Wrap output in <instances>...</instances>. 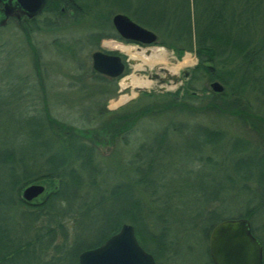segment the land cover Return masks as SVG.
Here are the masks:
<instances>
[{
    "label": "trees",
    "instance_id": "trees-1",
    "mask_svg": "<svg viewBox=\"0 0 264 264\" xmlns=\"http://www.w3.org/2000/svg\"><path fill=\"white\" fill-rule=\"evenodd\" d=\"M111 1L114 4L117 2ZM120 9L133 15L141 26L155 32L157 45L173 49L177 54L184 51L194 53L196 63L183 84V91L180 95L178 90L157 94L165 100L154 104L146 102L137 107L133 105L125 111L106 110L101 104L94 115L97 124L80 128L52 116L43 98L39 113L30 114L35 130L29 131L27 119L21 120V128L18 130L16 127L15 132L18 142L14 143L11 137V141L6 137L10 131L3 129L0 133V264L16 257H22L26 262L31 260L29 263L33 264H78L80 251L101 244L123 222L134 227L139 245L151 254L154 264H157L168 246L164 235L170 226L167 222L153 232L147 225L150 211H146L140 198V186L155 189L151 182H158L159 178L150 174L153 165L140 161L142 152L139 145L127 162V179L117 178L110 183V170L103 163L97 145L104 140L113 144L119 137L123 139L135 122L148 114L169 111L191 114L208 106L240 118L257 133L264 130V116L253 109L247 95L250 93L257 101L263 98L258 86L259 81L264 79V0H141L140 6L132 11L124 7ZM107 11L99 8L93 14V26L98 31L84 37L87 43L97 46L99 40L105 37L122 40L115 31L101 32L104 27L113 29ZM70 13L72 17L80 16L84 8L77 0H45L40 14L30 19L25 16L15 19L29 48L41 94L43 75L31 34L40 29L55 30L63 26ZM44 14L50 17L42 18L40 25L38 16ZM9 20L11 18L7 23ZM82 64L83 60L77 62L78 66ZM91 72L100 80H107L93 69ZM201 77L219 81L222 91L213 92L203 87L198 92L193 91L192 82ZM206 91L207 96L219 99V103L212 100L203 103L201 100ZM139 93L142 97L151 96L150 91ZM198 101L200 104L196 105ZM26 111L29 114L27 108ZM82 113L84 119L90 120L87 108H82ZM16 114V121L24 116L21 112ZM105 114L107 118L103 116ZM194 128H199L195 149L221 138V133L215 129ZM167 133L168 130H162L159 138ZM29 139L36 143L30 145ZM230 143L233 152L244 151L233 160L235 164L237 161L244 163L245 169L236 180L227 179L229 187L231 189L236 184L241 194L251 192L247 198L243 194L241 200L246 206L236 217L249 220L251 233L261 242L264 264V219L260 227H256L251 213L263 212L264 151L250 148V142L242 138L235 137ZM144 146H141V151ZM249 168L256 170L254 175L248 172ZM238 169V166L234 167V170ZM44 178L54 179L57 184L41 201L32 203L20 198L19 192L23 187ZM249 182H253V186H249ZM227 187V183L223 187L216 183L212 189L205 191V186L197 185L196 192L200 193L198 201L202 204L192 211L189 220L190 227L200 232L205 243L212 227L227 219L217 213L220 205L206 207L216 201L221 204L223 199L219 190ZM159 207L161 210L156 215L165 220L168 206L163 204ZM196 217L200 220L194 226ZM258 229L263 231L262 235L256 232ZM206 253L208 256L207 248ZM208 261L212 264L209 256Z\"/></svg>",
    "mask_w": 264,
    "mask_h": 264
},
{
    "label": "rangeland",
    "instance_id": "rangeland-1",
    "mask_svg": "<svg viewBox=\"0 0 264 264\" xmlns=\"http://www.w3.org/2000/svg\"><path fill=\"white\" fill-rule=\"evenodd\" d=\"M140 1L117 0L114 4L111 0H77L84 8L83 14L74 17L71 13L68 14V18L65 19L66 23L55 30L40 29L33 31L31 41L39 53L40 69L43 75V94L37 87L31 54L20 30V24L16 21L21 18L16 20L11 18L0 29V133L3 129L10 131L6 137L9 140L11 137L14 143L18 142L15 133L16 127L19 130L21 128L19 126L22 124L21 120L24 119L28 121L27 128L29 131L35 130L36 128L33 127L34 120H32L30 114L39 113L41 99L43 98L52 116L80 128L97 124L94 115L101 104L106 110L125 111L134 107L133 105L137 107L142 103L150 102L154 104L165 100L157 94L178 90L180 95L183 91V84L187 79L181 76V70H190L196 63V57L193 52L184 51L177 54L173 49L165 48L157 45V43L151 48H163L166 52L165 61L155 62L150 66L143 65L141 68H135V65H133L125 70L129 76L138 72L139 75L136 77L141 81H148L147 90L152 93H150L151 96H140L136 88L132 89L128 86L122 88L120 79H112V82H108V78L107 80H100L96 75H92L90 58L92 51L96 49L104 51L118 49L122 51L116 47H106L104 44L106 41H115L121 44L122 42L116 38H101L97 46L85 41L84 37L88 33L98 31L93 26V21H95L92 18L93 14L99 8L101 11L109 10L106 14L110 19L116 12L123 13L120 7L132 11L134 7L140 6ZM128 2L131 5H128ZM127 16L138 23L133 15L127 14ZM44 17L50 16L48 14L38 16L40 25ZM138 24L140 25V23ZM101 32L113 33L114 30L104 27ZM74 51L75 55L73 54ZM186 54H188L190 63L181 64ZM143 55L146 56L144 51ZM80 60H83V64L78 66L77 62ZM160 66L169 70L175 66L176 70L174 72L180 77V80L175 84L171 82L169 85L162 84L166 87L163 92L158 91L160 84L146 79L147 74L155 72L162 74L158 70ZM211 81L213 80L203 77L198 78L192 82V90L198 92L202 87L209 90L208 84ZM258 88L259 92H263L264 98V79L259 81ZM132 91L135 92L133 97L116 107L112 106L113 101L118 100L120 95L131 96ZM207 93V91L203 93L201 100L203 103H207L208 100L219 103V99L215 97L212 99L210 95L207 96ZM247 95H249L248 101L251 102L253 109L264 116V99L257 101L252 98L253 96L250 93ZM18 96L21 97L18 98ZM92 104H95V107H92ZM198 104H200L199 101L196 105ZM25 107L28 109L29 114ZM84 107L88 110L90 120L84 119L85 116L82 113V108L83 110L86 109ZM18 112L23 113L24 116L16 121L15 117ZM103 116L107 118L106 114ZM194 126L215 129L221 133V138L206 143L203 147L199 145L200 148L195 149V146H198L195 137L199 128H194ZM164 129L168 130V133L159 138L160 132ZM235 137L250 142V148L255 147L260 152L264 151V130L257 133L240 118L231 114L220 113L208 106L206 109L196 110L191 114L174 113L173 111L148 114L137 120L123 139L119 137L113 144H108L104 140L103 143L97 145L103 163L110 170L108 177L110 183L117 178L127 179L129 174L127 162L138 150L139 145L140 153L142 152L140 161L151 162L153 165L150 174L159 178L158 182L157 180L151 182L155 189L140 186V198L146 207V211H150L147 214V225L152 228L153 232H157L167 222L170 226L168 232L164 235L168 246L162 252L157 264H209V255L207 256L206 253L208 240L205 243L200 232L193 229L192 226L190 227L191 221L189 220V215H193L192 211L199 204H202L198 201L200 193L196 192L198 184L205 186V191H208L212 189L213 184L220 183L223 187L227 183V188L219 190V195L223 199L222 203L216 201L206 207L208 209L215 206V204L220 205L217 213L222 218H234L242 210L244 211L246 204L241 198L244 195L246 198L249 197L251 192L241 194L236 184L230 189L227 180L228 178L236 180L238 174L245 169L244 163H238L237 161V164H235L236 161L233 160L236 156L244 153V151L233 152L230 149V142ZM29 142L30 145L36 143L33 139L31 141L29 139ZM143 144L145 146L141 151ZM237 166L239 167L238 171L234 170V167ZM259 168L261 169V165ZM262 170L264 173V165ZM255 171L254 168H249L248 172L254 175ZM33 183L43 186L42 193L30 200L32 203H37L56 186L57 181L44 178ZM253 184V182H249V186H253ZM253 201L254 199H252ZM163 204L168 206L167 217L165 216L167 221L156 215L161 210L159 206ZM251 213L254 226L260 227L261 220L264 219V207L263 212L258 210ZM198 217L194 219L196 221L194 226L201 219L200 217L198 219ZM256 232L259 235L263 233L261 229ZM169 243L171 244L169 245ZM30 261L26 262L24 258L16 257L4 264H33L29 263Z\"/></svg>",
    "mask_w": 264,
    "mask_h": 264
},
{
    "label": "water",
    "instance_id": "water-1",
    "mask_svg": "<svg viewBox=\"0 0 264 264\" xmlns=\"http://www.w3.org/2000/svg\"><path fill=\"white\" fill-rule=\"evenodd\" d=\"M45 0H0V27L5 26L9 18L20 19L25 16L30 19L41 13ZM115 32L123 40L133 44H127L135 50L150 53L154 47L157 36L152 30L145 28L131 20L126 14L114 13L110 18ZM125 56L124 62L117 54H108L100 49L91 52V68L110 78L119 77L122 81L129 74H123L124 64L133 66L138 60L129 57L125 52L118 49ZM162 74H147V80H154L160 84L159 92L166 90L162 84H175L180 77L170 72L165 67H158ZM187 70L183 75L186 77ZM136 76L139 73H135ZM209 89L213 92H221L223 86L216 80L211 81ZM126 87V86H125ZM124 88V87H123ZM136 91H148L146 87H134ZM43 191L40 184L31 183L26 185L20 194L22 200L28 202ZM207 250L212 264H262L261 242L251 233L250 223L246 217L227 218L216 223L208 236ZM78 264H154L149 252L144 250L138 243L134 234V227L130 223H121L118 230L107 237L101 244L84 249L77 255Z\"/></svg>",
    "mask_w": 264,
    "mask_h": 264
},
{
    "label": "bare ground",
    "instance_id": "bare-ground-1",
    "mask_svg": "<svg viewBox=\"0 0 264 264\" xmlns=\"http://www.w3.org/2000/svg\"><path fill=\"white\" fill-rule=\"evenodd\" d=\"M104 44L106 47L119 48L122 50V52H125L129 57L138 59V62L134 64L135 68H141L143 65H149L150 66L155 62H159V61L163 62L166 59L165 58L166 52L161 47L151 48V52L148 55L144 56L142 50L137 51L134 48H131L130 46H125V45H122V44L115 42V41H110V42L106 41V42H104ZM189 63H190V60L188 59V54H186L185 57L183 58V63H181V64H189ZM175 70H176V67L174 66L172 69L170 68L169 71L174 73ZM148 84H149L148 81H146V80L141 81L134 74L126 77L125 81L122 80V82H121L122 88L125 86H128L132 89L134 87H146L147 88ZM134 95H135L134 91H132L131 96L120 95L118 100L113 101L112 106L116 107L117 105L124 103L126 100L133 97Z\"/></svg>",
    "mask_w": 264,
    "mask_h": 264
},
{
    "label": "flooded vegetation",
    "instance_id": "flooded-vegetation-1",
    "mask_svg": "<svg viewBox=\"0 0 264 264\" xmlns=\"http://www.w3.org/2000/svg\"><path fill=\"white\" fill-rule=\"evenodd\" d=\"M121 42H123V41H121ZM123 43H125V44H133L134 45V43H126V42H123ZM104 51V50H103ZM105 53H108V54H117V55H119V57H120V60L122 61V62H124V56L121 54V53H119V52H116V51H104ZM128 68V66L126 65V64H124V68H123V74H126L127 72L125 71L126 69ZM191 69V68H190ZM183 72H184V70H181V76H184L183 75ZM156 73V72H155ZM151 74H153V73H151ZM158 74H161V73H159L158 72ZM188 75H190V70H188V74H187V76ZM108 79H118V78H110V77H107ZM157 80H158V77L157 78H155L154 80H152V81H156L157 82Z\"/></svg>",
    "mask_w": 264,
    "mask_h": 264
}]
</instances>
